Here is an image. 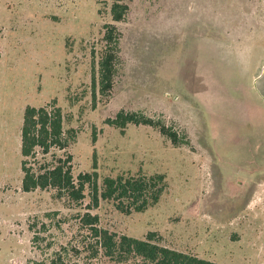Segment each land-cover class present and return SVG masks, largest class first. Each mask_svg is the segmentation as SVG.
<instances>
[{"label": "rangeland", "instance_id": "rangeland-1", "mask_svg": "<svg viewBox=\"0 0 264 264\" xmlns=\"http://www.w3.org/2000/svg\"><path fill=\"white\" fill-rule=\"evenodd\" d=\"M114 22L111 0H0V264H118L82 223L219 264H264V0H132ZM122 33L109 97L97 91L105 26ZM95 99V100H94ZM56 102L66 149L38 152L36 168L72 156L73 175L164 174L159 203L126 215L113 201L77 206L54 189L24 192L26 107ZM142 112L172 127L107 123Z\"/></svg>", "mask_w": 264, "mask_h": 264}, {"label": "trees", "instance_id": "trees-1", "mask_svg": "<svg viewBox=\"0 0 264 264\" xmlns=\"http://www.w3.org/2000/svg\"><path fill=\"white\" fill-rule=\"evenodd\" d=\"M132 0H111L110 13L114 22H122L129 11ZM103 36L104 48L99 61L98 76L93 78L94 98L97 91L109 97L120 64V42L122 33L114 24H107ZM95 100V99H94ZM107 123L121 131L128 125H145L156 128L174 145L182 143L179 134L163 121H156L142 112L119 111ZM65 117L62 108L53 102L43 107L28 106L24 111L21 130L22 171L24 173L22 189L31 192L37 189L57 191L59 198H67L69 202L80 206L85 199V190L92 189V201L97 206L99 200L113 201L117 210L130 215L143 213L156 205L166 192L168 182L164 174L130 175L121 174L107 177L100 191L98 173L73 175L72 156L59 158L51 164L36 168L30 163L36 159L38 152L48 155L52 149H66L77 137L74 128L65 130ZM83 225L90 230L95 241L94 255L102 253L118 264H219L161 244L156 232H150L145 239L118 236L99 226V217L86 213L82 217Z\"/></svg>", "mask_w": 264, "mask_h": 264}]
</instances>
